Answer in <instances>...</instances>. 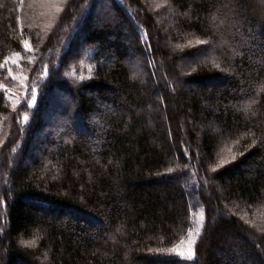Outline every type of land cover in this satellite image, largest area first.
Returning <instances> with one entry per match:
<instances>
[{"label":"trees","instance_id":"16d2710c","mask_svg":"<svg viewBox=\"0 0 264 264\" xmlns=\"http://www.w3.org/2000/svg\"><path fill=\"white\" fill-rule=\"evenodd\" d=\"M90 1L0 0V264H264V3Z\"/></svg>","mask_w":264,"mask_h":264},{"label":"rangeland","instance_id":"374dc122","mask_svg":"<svg viewBox=\"0 0 264 264\" xmlns=\"http://www.w3.org/2000/svg\"><path fill=\"white\" fill-rule=\"evenodd\" d=\"M68 0H42L43 9L45 13L47 14V25L49 27H53L55 25L56 20H58L60 14L65 9V6L67 5ZM96 1L91 0L90 2L86 3L85 7H90L92 4H95ZM99 1L97 3V6H99ZM26 50V56L23 58V56L20 53L14 54L5 61L4 65L9 67L10 74L14 78L13 86L11 87V92L13 94L12 97L20 98L23 95L26 96V99L28 101V104L31 107H34L36 104L37 96L39 93L40 85L48 75L47 70V63L43 64V71L39 72L34 79H32L29 82V78L27 75V67L22 64L23 60H31L34 59L33 55L35 54L34 51H29L28 48ZM69 75L71 77H74V73H67L66 70L62 71L61 78H65L64 75ZM23 92L21 95L20 92ZM27 92H31L30 95H27ZM28 116H25L24 119L26 120ZM5 202L2 198H0V219L4 221V212H5ZM191 224L192 227L189 229L187 235L184 239H182L172 250V253L175 255H179L185 259H192L194 257V247L196 244V241L198 239V236L200 234V231L203 227V221H204V213L202 206H199V208L192 214L191 217ZM190 257V258H189Z\"/></svg>","mask_w":264,"mask_h":264},{"label":"snow or ice","instance_id":"6c2138e0","mask_svg":"<svg viewBox=\"0 0 264 264\" xmlns=\"http://www.w3.org/2000/svg\"><path fill=\"white\" fill-rule=\"evenodd\" d=\"M260 2L261 3H264V0H260ZM200 43H204V41H201ZM25 44H27V42H25ZM224 163H227V162L225 161ZM21 243H31V242H24V241H22Z\"/></svg>","mask_w":264,"mask_h":264}]
</instances>
